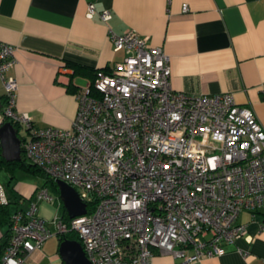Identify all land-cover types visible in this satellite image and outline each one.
<instances>
[{
	"label": "built area",
	"instance_id": "obj_1",
	"mask_svg": "<svg viewBox=\"0 0 264 264\" xmlns=\"http://www.w3.org/2000/svg\"><path fill=\"white\" fill-rule=\"evenodd\" d=\"M86 2L91 18L96 0ZM99 16L107 23L111 13ZM110 39L125 57L75 93L68 130L37 127L16 111L18 83L7 75L15 48L0 43V126L23 127L24 160L72 187L86 209L95 203L91 213L56 220L55 235L75 233L91 264H152L156 253L197 264L225 254L246 233L240 213L264 210V127L231 93L175 91L169 57L146 37ZM36 199L53 201L45 188ZM0 205H8L1 183ZM9 230L0 264H27L53 236L36 202L11 214Z\"/></svg>",
	"mask_w": 264,
	"mask_h": 264
},
{
	"label": "crops",
	"instance_id": "obj_2",
	"mask_svg": "<svg viewBox=\"0 0 264 264\" xmlns=\"http://www.w3.org/2000/svg\"><path fill=\"white\" fill-rule=\"evenodd\" d=\"M95 9L90 18L86 0H0V43L15 48V64L7 73L18 83L15 108L35 126L70 129L77 111L75 93L91 83L95 71H109L125 57L113 50L110 32H135L169 57L175 91L231 93L264 127V0H96ZM103 10L111 13L107 23L99 16ZM72 65L88 71L75 74ZM3 104L0 80V111ZM3 172L7 176L0 183L9 185L11 213L36 202L48 227L61 219V202L38 201V187L22 186L16 173L11 179L4 170L0 176ZM238 224L246 228L242 238L227 244L225 254L197 264H264V210L254 218L241 212ZM8 230L0 224V246ZM59 243V237L48 239L27 264H63ZM152 264L175 261L156 253Z\"/></svg>",
	"mask_w": 264,
	"mask_h": 264
},
{
	"label": "water",
	"instance_id": "obj_3",
	"mask_svg": "<svg viewBox=\"0 0 264 264\" xmlns=\"http://www.w3.org/2000/svg\"><path fill=\"white\" fill-rule=\"evenodd\" d=\"M1 156L7 162L22 160L21 140L17 129L11 122H4L0 126ZM59 200L69 219L87 213L86 204L83 203L77 192L62 181H56ZM58 254L63 264H91L86 258L81 244L78 241L64 238L58 247Z\"/></svg>",
	"mask_w": 264,
	"mask_h": 264
},
{
	"label": "trees",
	"instance_id": "obj_4",
	"mask_svg": "<svg viewBox=\"0 0 264 264\" xmlns=\"http://www.w3.org/2000/svg\"><path fill=\"white\" fill-rule=\"evenodd\" d=\"M72 67L74 68V73H80L82 71H88L87 69H85L84 67H81V66H78V65H72ZM106 71V70H105ZM95 73L96 71L94 72V75H93V78L92 80L94 79V76H95ZM14 127L17 129V126L14 125ZM18 130V129H17ZM6 171L11 179H14L15 177V173L18 171V170H21L25 173H28V174H31V175H36V176H39V177H44L46 178L47 181L53 183L54 185V180L51 179L50 177H48L43 171H41L39 168H37L36 166L34 165H31L29 164L28 162H26L24 160V158L22 157V160L19 161V162H7L5 161L2 156H1V149H0V171ZM6 187V195H7V199H8V205H0V224L2 225H8L10 226V217H11V205H12V202H11V198H10V190H9V185L5 186ZM95 207V203H91V204H88L87 205V211L88 213H91L93 211ZM61 220L65 223H68L69 222V218L63 208V214L61 216ZM10 237V230H8V232L5 234V242L2 246H0V258L3 254V251H4V248L7 244V241ZM64 238H67V239H70V240H75V241H79L78 239V236L71 232L65 236H59V241L61 242Z\"/></svg>",
	"mask_w": 264,
	"mask_h": 264
},
{
	"label": "rangeland",
	"instance_id": "obj_5",
	"mask_svg": "<svg viewBox=\"0 0 264 264\" xmlns=\"http://www.w3.org/2000/svg\"><path fill=\"white\" fill-rule=\"evenodd\" d=\"M25 129L22 127V128H18V135L19 136H24L25 135ZM5 174V175H3ZM3 174L0 176V179L2 180V178L6 177L7 174L3 172ZM16 181L18 183H21L22 186H36L38 187L39 189L40 188H45L48 192V194L53 198V199H57L59 202V193H58V188H57V185H56V181L54 182V185L53 183L49 182L46 180V178L44 177H39V176H36V175H31V174H28V173H25L21 170H18L16 172ZM28 202L27 200L24 202V206H27ZM50 227V231L52 232L53 236L51 237L52 239H57L58 236L55 235L56 234V222L53 221L51 223V225L49 226Z\"/></svg>",
	"mask_w": 264,
	"mask_h": 264
}]
</instances>
